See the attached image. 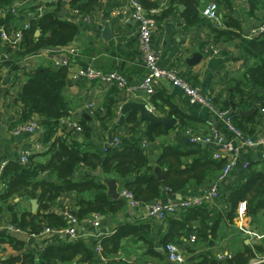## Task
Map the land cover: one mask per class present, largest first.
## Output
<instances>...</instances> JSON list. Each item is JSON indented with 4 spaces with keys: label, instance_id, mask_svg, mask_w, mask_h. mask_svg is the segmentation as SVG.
Returning a JSON list of instances; mask_svg holds the SVG:
<instances>
[{
    "label": "crops",
    "instance_id": "obj_1",
    "mask_svg": "<svg viewBox=\"0 0 264 264\" xmlns=\"http://www.w3.org/2000/svg\"><path fill=\"white\" fill-rule=\"evenodd\" d=\"M41 1L45 4L53 2L52 0ZM71 1L73 0L56 1V3L60 2L58 17L73 22L80 28L75 38L60 49V59L49 55H32L21 62L22 70L13 72L3 63L6 49L0 40V123L5 125L11 134L8 138L0 135V166L3 164L7 165L10 162H20L26 152H39L36 147L41 144L42 128L16 133V121L19 120V116L15 115L23 107V103L18 101V96L27 80L25 72L35 70L41 64H51L54 70L67 66L68 75L73 74V77H68L65 87V94L70 101V115L62 119L61 124L65 125L73 120H86L91 125L89 136L86 137L83 133L76 136L80 142L85 144L84 149L104 158L114 137L122 129L120 127L123 126L126 129L130 125L128 124L129 118H132L133 115L136 116V121L134 122L135 129L131 131L132 134L137 138L147 139L145 132L149 122L144 121L140 125L137 124L139 114L131 112L124 116L121 113V107L129 101L153 104L152 98L137 89L133 91H116L117 88H113L109 92L103 91L100 82L90 81L82 77L89 69L100 70L103 73L114 71L125 77L129 86L136 87L140 85L142 77L147 74L148 70L138 50V28L131 18L132 8L128 0H95L92 6L88 7L89 11L86 13L82 11L77 13V9H74L71 5ZM91 1L94 0H78L77 3L85 4ZM150 1H157L160 4L158 8L152 11V15L157 17V26L153 29L151 37L153 46L159 51L160 59L158 65L162 68L178 69L183 77L187 78L195 86L200 87L204 93L213 97L214 102L219 107L224 108L228 102L230 107L227 110L236 108L239 114L240 111L254 110L253 114L242 118L245 119L244 123L254 130V133L250 135L251 137L255 139L262 137L264 132V114L261 113V109L264 108V94L247 86L246 82L242 80L248 64L241 55L239 47L241 40H218L215 37L213 28L226 29L231 16L237 22L239 21L244 37L249 38V31L252 28H259L264 23V11L257 13L255 17H251L248 14L250 10L246 7V0H233L234 10L231 13L220 6L219 20H209L206 23L194 26L188 24L183 15L184 11L182 12L179 7L175 8V5L184 4L178 2L172 4V0ZM33 2L34 0H31V3ZM206 3L207 0L204 4L200 2L201 9ZM170 4L173 9L171 12L166 13V9ZM41 8L43 13L53 9L49 6H42ZM164 13L165 15H163ZM84 18L89 20L84 21ZM107 24L112 30L113 37L106 38V35L107 37L109 35V31L105 32L100 29V26H106ZM58 61H64V64L58 65ZM232 82L240 83L242 89L245 90L244 95L236 93L232 95L235 87ZM125 91L126 95H124ZM158 91H163L169 95L175 107L187 117L185 119L187 123L185 127H190L198 133H208L213 126H217L216 122L211 119L209 110L192 103L190 98L184 94L183 90L174 81L163 80ZM110 101L115 103L114 117L110 121L103 123L101 120L90 116L86 111L87 106L90 104L99 106L105 103L108 104ZM232 103H234V106ZM152 109L161 117H173L169 115L171 110L169 106L157 109L153 104ZM34 119H39V115H35ZM252 119L256 124L247 123ZM159 126L162 134L156 135L154 133L156 143L147 142V151L151 156V163L155 169L158 168L157 159L162 152V144L168 143L182 145L187 148H196L183 135L182 127L184 126H182L179 118L177 124L167 132L163 131L162 125ZM219 129L223 137L230 138V132L224 123ZM64 133V130L60 129L57 135L61 136ZM235 142L232 141L236 145ZM40 146V151H47V147ZM200 147L201 149L211 150L209 147ZM243 163H254L255 171H264V148L242 149L240 152V164L236 167L233 174L221 182L218 180V174H215L205 184L192 186L183 192H172L164 189V202L169 198L180 201L192 194L200 195L213 185H216L222 192L220 199H213L207 205L212 213L210 223H218L216 243L213 247H209L208 242L201 236V231H203L202 224L199 221L192 222L200 241L198 244L190 242V236L193 235L192 232L196 233L195 231L188 232L185 237L183 236L184 242L180 244V247L185 253L187 264L197 263L200 260L198 257L199 253L208 250L217 259H220L221 256L222 259H226L243 252L247 247L260 246L264 249V210H261L256 215H240L239 204L234 206L227 200L233 189L243 184L246 180L245 175L243 179H239L246 172L242 167ZM79 168L76 178L84 177L89 173L88 167L82 166ZM108 178L104 175L101 177L103 180ZM117 184L120 192V183L117 182ZM3 190L4 185L0 180V192ZM14 202L18 203L20 212L32 210L30 199L17 197ZM76 205V194L68 192L59 198L58 203L50 211L58 213L59 207L76 208ZM145 211L146 208L144 206L132 207L126 203L125 207L116 216L104 219L103 225L105 230H110V234L118 225L127 221H150L152 223L154 249L163 255V258L147 254L148 246L140 238L124 239L122 249L116 255V258H125L126 264H172L165 256L166 253L163 250L164 244L162 242L169 229L170 221H151L144 216ZM230 214H232L231 217ZM253 215L254 217H252ZM0 223L4 227L13 225L12 215L9 211H5ZM81 229L88 231L86 233L83 232V235H85L84 239L89 240L92 237L91 233L93 230L87 226H82ZM3 234L12 235L23 241L26 244V248L23 251H19L10 244L0 243V260L21 255L26 250H35L39 243L32 234L26 231L17 232L4 229L0 231V235ZM261 255L264 254L257 252L255 257L258 258ZM256 258H252L249 264H254ZM99 262L106 264L102 259ZM64 264H87V262L79 255L74 260Z\"/></svg>",
    "mask_w": 264,
    "mask_h": 264
},
{
    "label": "trees",
    "instance_id": "obj_2",
    "mask_svg": "<svg viewBox=\"0 0 264 264\" xmlns=\"http://www.w3.org/2000/svg\"><path fill=\"white\" fill-rule=\"evenodd\" d=\"M17 1L24 0H0V7H11ZM37 1L34 0L31 3V0H28L27 7H20L16 14L8 13L4 17L0 16V27L9 33L19 29L26 21L30 23L29 28L21 29L23 38L19 49L13 50L10 46L6 49L9 58L3 63L13 72L23 69L21 62L24 58L36 55L46 48L64 47L80 31L77 24L58 17L60 2L45 4L41 1L38 4ZM77 1H71V5L74 9L84 13L88 12V7H91L95 2L94 0L78 4ZM138 1L151 16H153L152 11L160 6L157 1ZM216 1L227 9V12L231 13L234 10L233 0ZM174 2L182 3L186 7L183 15L189 25L195 26L209 21L202 17L200 0H172V4ZM246 2L250 10L249 16L255 17L257 13L264 11V0H246ZM42 6H49L53 9L43 13ZM172 9L170 4L166 13L171 12ZM153 17L157 20V17ZM241 29L239 21L237 22L230 16L226 29L213 28V32L218 40H241L239 45L241 55L248 64L242 80L246 82L247 86L264 94V38H246ZM37 30L41 31L40 37L36 36ZM25 76L26 83L18 96V101L23 103V107L17 112L19 120L16 123L27 122L34 119L35 115H39L38 121L40 127L43 128L40 145L47 147V151L32 153L29 163L26 165H23L21 161L10 162L1 173L0 180L4 185V190L0 192V220L7 210L12 215L13 225L22 231L40 236L47 226L67 227L68 222L63 212L68 211L77 218L82 226H87V222L95 216L101 218L102 224L104 219L116 216L128 202L121 196L116 199L109 195L108 186L101 179L102 175L120 183V191H130L135 200L146 203L160 199L164 189L183 192L192 186L203 185L213 175L220 173L225 164V160L215 159L213 151L210 149H201L194 145L192 146L196 148H187L182 145L164 143L162 152L157 159V166L161 169L163 176V179L160 180L156 169L152 166L147 145L143 144L144 139L135 137L131 132L135 129L136 116L134 115L129 118L128 124L130 125L126 129L123 126L120 127L121 130L126 131L120 135L121 146L108 149L106 156L102 158L98 154L84 149L85 144L76 138L78 134L69 129L67 124H61V120L70 115V101L65 94L68 67L63 66L54 70L51 64H41L33 71H26ZM232 84L235 86L232 95L235 93L244 95L245 90L242 89L239 82H232ZM116 91L120 90L116 89ZM152 102L157 109L165 106L171 107L169 115L178 117L184 126L182 128H186L185 119L187 117L175 107L169 95L158 91L152 97ZM103 106L105 113L93 117L104 123L114 117L115 103L110 101ZM229 107L227 102L225 107L221 108ZM229 110L232 112V119L236 127L242 131L245 137H251L254 130L244 123L245 119L242 118L239 111L236 108ZM78 122L83 129L82 133L86 137L89 136L91 125L86 120ZM247 123L256 124L253 119ZM60 129H63L65 133L58 136L57 132ZM154 133L162 134L160 126L155 128ZM82 166L88 167L89 173L84 177L76 178L77 172L80 170L79 167ZM99 168H101V174L95 175L94 172ZM244 169L246 172L239 179H243L245 175L246 180L233 189L227 200L234 206L246 201L247 214L256 215L264 210V171H255L254 163ZM40 175H43L42 179H39ZM68 192L76 194V208L59 207L58 213L51 212L50 210L58 203L59 198ZM17 197L27 200L37 199L39 205L37 213L34 214L31 209L20 212L18 203L14 202ZM211 214L207 205H202L182 212L178 218L167 217L165 221H170V224L167 234L162 239L164 247L168 243L181 246L186 233L197 231L192 225V222L195 221L202 224L201 236L208 242L209 247H213L217 239L218 223H210ZM231 216L232 214H230ZM209 235L211 236L209 237ZM126 238H140L148 246L147 254L163 258V255L154 249L152 223L150 221H127L118 225L112 233L104 235L101 239L92 236L89 240L58 242L41 251L26 250L21 255L0 260V264H64L79 255L87 264H101L100 259L104 260L106 264H126L125 258H116L122 249V242ZM0 243L10 244L19 251L26 248L23 241L9 234L0 235ZM98 246L103 248L101 253L96 251ZM263 251L264 249L260 246L247 247L234 257L217 259L208 250L199 253L200 260L195 264H249L252 258H256L257 252L264 254Z\"/></svg>",
    "mask_w": 264,
    "mask_h": 264
},
{
    "label": "built area",
    "instance_id": "obj_3",
    "mask_svg": "<svg viewBox=\"0 0 264 264\" xmlns=\"http://www.w3.org/2000/svg\"><path fill=\"white\" fill-rule=\"evenodd\" d=\"M56 2L57 0H52ZM28 0L17 1L11 7H0V16L4 17L8 13L16 14L20 7H27ZM41 0H38L39 4ZM129 5L132 8L131 18L136 23L138 28V50L142 55L145 62V66L148 70L147 74L142 77L140 85L136 87L129 86L126 78L119 75L118 73L112 71L109 73H103L100 70L89 69L82 77L100 82L103 91H109L112 88H117L120 91L129 90L133 91L137 89L143 92L149 98H152L160 88L161 82L163 80H172L178 85L184 92V94L190 98L191 102L198 104L204 108H207L210 112L211 119L216 122L217 126H213L208 133H198L190 127L182 128L183 135L187 137L194 146L209 147L213 151V156L217 160H225V164L220 173H218V180L221 182L225 180L228 176L233 174L236 167L240 164V152L242 149H252L263 147L264 148V132L262 137L255 139L253 137H245L240 129L236 127L232 119V112L227 109H222L215 102L213 97L204 93L200 87L195 86L187 78L183 77L179 70L176 68H162L158 65L160 59L159 51L153 46L151 42V37L153 29L157 26V20L148 14L146 9L138 0H128ZM249 8L248 5H246ZM42 9V8H41ZM220 5L216 0H207L206 5L202 9V16L208 20L217 21L219 20ZM79 13L78 10H76ZM89 19L84 18V21ZM82 22V21H81ZM83 23V22H82ZM30 27L28 21L24 22L21 27L17 30H13L9 33L7 30L0 27V40L4 44L5 49L8 46L12 47L13 50L19 49L22 42L23 33L21 29H27ZM249 38H264V23L261 24L259 28H252L249 31ZM62 47L58 48H46L40 51L37 55H49L50 57H56L60 59L59 52ZM9 58L7 50L4 53L3 61ZM28 57L24 58L25 61ZM58 65H63L64 61H58ZM86 111L90 116H97L99 114L105 113V108L103 105L90 104L87 106ZM261 113L264 114V108L261 109ZM15 116H18L16 113ZM224 125L230 132V138L227 139L223 137L220 131V126ZM69 129L74 130L76 134L82 133V127L77 120H73L66 123ZM36 128H40L38 119H32L27 122H23L16 125L15 132L21 131H34ZM124 130H120L118 134L114 137L110 148H119L121 146V134H124ZM230 140V141H228ZM236 141V145L232 143ZM148 140H143V144L146 146ZM40 152L41 146L36 147ZM109 148V149H110ZM1 150V147H0ZM33 152H26L22 156L21 163L26 165L29 163L30 156ZM6 164L0 166L1 172H3ZM249 163H243L242 167L247 168ZM168 191V189H166ZM120 196L123 197L128 205L132 207H142L146 208L144 216L146 218H151L155 221H165L167 217L171 216L173 218H178L182 212H186L191 208L208 205L213 199H220L222 194L216 185L210 186L202 194L196 195L192 194L184 199L178 201L176 199L169 198L167 201H163L164 193L160 199L152 202L141 203L135 200L133 194L130 191L122 190L120 191ZM247 202H240L239 204V214L247 215ZM68 226L64 228H53L47 226L40 236L32 235L35 239L39 240L37 244V250H43L47 246L56 244L58 242H67L72 240L84 239L85 235L83 232H88L81 229L82 225L78 222L77 218L71 212H63ZM87 227L91 228L93 231L91 236L101 239L104 235H108L110 230H105L101 222V218L98 216L93 217L87 222ZM6 229L7 231H17L21 232V229L16 228L14 225L4 227L0 223V231ZM105 230V231H104ZM200 241L199 236L196 233L190 236V242L192 244H198ZM103 250L102 246L96 247V251L101 253ZM163 250L167 253L168 260L172 264H187V258L183 249L174 243H168ZM222 259V256L220 257ZM254 264H264V256L261 255L254 261Z\"/></svg>",
    "mask_w": 264,
    "mask_h": 264
},
{
    "label": "water",
    "instance_id": "obj_4",
    "mask_svg": "<svg viewBox=\"0 0 264 264\" xmlns=\"http://www.w3.org/2000/svg\"><path fill=\"white\" fill-rule=\"evenodd\" d=\"M68 1V0H65ZM201 4H204L206 0H200ZM179 7L181 11L183 12L185 10L184 5H175V8ZM100 29L104 30L105 32L109 31V35L106 38L113 37L112 30L109 28V25L107 24L106 26H100ZM36 36L40 37L41 36V31L37 30L36 31ZM69 78L73 77V74L68 75ZM124 95H126V91L124 92ZM234 106V103H232ZM153 104L152 103H139L136 101H129L125 103L121 107V113L125 116L128 113H137L139 114V118L137 120V124H141L144 121H148V127L147 131L145 132V137L147 138L148 141L151 143H156V137L154 136V130L156 126L162 125L163 126V131L167 132L170 128H172L175 124L178 122V118L173 116L171 118L169 117H161L156 114L155 111L152 109ZM255 111L254 110H247V111H240L241 116H247L253 114ZM88 118V117H87ZM43 130V128H42ZM0 135L4 138L10 137V130L8 128L0 123ZM1 170H0V176H1ZM156 173L159 177L160 180L163 179L161 169H156ZM95 175H100L101 174V168H99L97 171L94 172ZM43 175L39 176V179H42ZM108 186V193L110 196L113 198H119L120 197V192H119V187L117 184V181L115 179H105L104 180ZM31 204H32V212L34 214L37 213L38 210V200L37 199H31ZM254 217V215L252 216Z\"/></svg>",
    "mask_w": 264,
    "mask_h": 264
}]
</instances>
